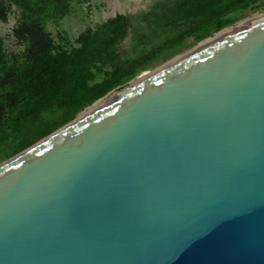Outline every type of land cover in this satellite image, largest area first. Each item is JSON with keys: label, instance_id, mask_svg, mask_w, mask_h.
<instances>
[{"label": "water", "instance_id": "1", "mask_svg": "<svg viewBox=\"0 0 264 264\" xmlns=\"http://www.w3.org/2000/svg\"><path fill=\"white\" fill-rule=\"evenodd\" d=\"M227 28L0 164V264H264V14Z\"/></svg>", "mask_w": 264, "mask_h": 264}, {"label": "trees", "instance_id": "2", "mask_svg": "<svg viewBox=\"0 0 264 264\" xmlns=\"http://www.w3.org/2000/svg\"><path fill=\"white\" fill-rule=\"evenodd\" d=\"M22 13L13 28L19 49L0 36V152L16 154L67 122L97 99L120 88L162 53L189 40L200 42L233 25L264 0H163L142 18L150 47L122 59L117 46L129 18L116 14L100 26L86 27L70 40L51 35L55 26L85 0H12ZM8 4L0 2V20ZM10 150V153L6 151Z\"/></svg>", "mask_w": 264, "mask_h": 264}, {"label": "rangeland", "instance_id": "3", "mask_svg": "<svg viewBox=\"0 0 264 264\" xmlns=\"http://www.w3.org/2000/svg\"><path fill=\"white\" fill-rule=\"evenodd\" d=\"M160 1L163 0H85L74 5L70 14L62 18L58 25L55 26L51 21L47 20L45 22V29L53 36L62 32L70 40H73L86 27L96 28L108 19L113 18L116 14H122L129 18V24L125 37L117 46V52L122 59L132 58L150 47V44L147 42V36H149L151 31L141 15L150 12L154 4ZM0 2L8 4L7 19L0 20V36L3 38L4 45L7 49L17 50L19 49V44L13 38V28L16 22L21 19L22 13L12 0H0ZM262 14H264V7L246 11L239 16L233 25L228 27L243 24ZM216 35L217 32L197 43L189 40L181 45L175 46L168 52L162 53L157 60L151 62L146 68L139 71L144 72L136 80L149 74V71L159 70L194 51L200 44L214 38ZM6 152L10 153V150ZM14 155L9 154L7 156L5 153L0 152V164Z\"/></svg>", "mask_w": 264, "mask_h": 264}, {"label": "bare ground", "instance_id": "4", "mask_svg": "<svg viewBox=\"0 0 264 264\" xmlns=\"http://www.w3.org/2000/svg\"><path fill=\"white\" fill-rule=\"evenodd\" d=\"M260 17V16H259ZM257 18V17H256ZM255 19V18H254ZM252 20V19H251ZM250 21V20H249ZM248 22V21H247ZM247 22H245V23H247ZM245 23H243V24H240V25H237L235 28H238V27H240V26H243ZM235 28H233V27H229V28H227V29H225L224 31H221L219 34H218V36H221V35H223V34H226V33H228V32H230V31H232L233 29H235ZM153 71H149V74H147L146 76H144V77H142V78H140L139 80H141V79H143V78H145V77H147L148 75H150L151 73H152ZM139 80H133V82H136V81H139ZM97 105V104H96ZM90 110V109H89ZM86 113V112H85ZM85 113H83V114H85ZM83 114H81V115H83Z\"/></svg>", "mask_w": 264, "mask_h": 264}]
</instances>
